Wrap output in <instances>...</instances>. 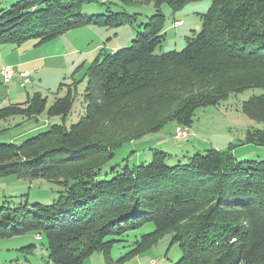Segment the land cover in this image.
Returning a JSON list of instances; mask_svg holds the SVG:
<instances>
[{
  "label": "trees",
  "instance_id": "obj_1",
  "mask_svg": "<svg viewBox=\"0 0 264 264\" xmlns=\"http://www.w3.org/2000/svg\"><path fill=\"white\" fill-rule=\"evenodd\" d=\"M93 1L15 0L0 9V44L20 46L35 39L41 45L76 28L136 21L137 13L110 8L83 14V6ZM121 1L153 2L158 12L129 47L102 48L89 64L77 122L66 124L78 97L75 82L50 105L35 92L25 102L0 108L5 121L44 113L62 119L21 143H0V177L45 178L65 187L51 204L0 205V237L43 233L55 264H82L95 252L120 264L167 234L182 252L174 264H264V160H238L230 146L169 165L166 151L151 148L150 162L114 166L112 178H99L126 144L172 122L190 128L198 108L264 88V0H212L201 15L202 29L187 37L182 50L163 53L157 52L166 36L162 4L178 11L198 0ZM242 111L264 121V94L245 100ZM249 143L264 146V129H249L237 145ZM146 222L155 229L113 260L112 248L123 239L110 237Z\"/></svg>",
  "mask_w": 264,
  "mask_h": 264
},
{
  "label": "rangeland",
  "instance_id": "obj_2",
  "mask_svg": "<svg viewBox=\"0 0 264 264\" xmlns=\"http://www.w3.org/2000/svg\"><path fill=\"white\" fill-rule=\"evenodd\" d=\"M15 0H1L0 9L10 6ZM212 4V0H198L188 2L178 11H173L168 3L161 6V11L166 16L165 41L157 49L158 53L172 50H182L187 43V37L198 33L202 29L201 15ZM113 12L137 13L133 24L120 26H84L69 30L60 37L44 44L36 45L35 39H30L20 46L0 44V69L4 65H12L17 71H28L29 82L22 85L23 79L13 78L6 84L0 74V89L8 86L12 93L10 100L19 103L28 100L35 92H40L47 97L48 105L56 98L66 94L68 86L73 82L77 85L78 97L72 113L68 116L66 124L70 126L79 120L82 113L81 96L87 84L85 77L89 64L96 58L102 48L114 51L119 48L129 47L136 38L138 31L143 30V25L150 17L158 12L155 3L126 4L121 0H95L82 8L83 14H99ZM183 20L182 25L175 26V21ZM30 59L31 62L18 66V60ZM36 58V59H34ZM24 68H27L24 70ZM64 83L61 89L60 85ZM7 90V89H6ZM5 90V91H6ZM264 94V88H251L239 94H232L230 98L217 106L200 107L196 110L194 123L186 130V137L177 139L176 123L167 124L160 132L150 134L135 143L126 144L118 149L115 157L104 166L100 179L113 177L114 166L120 170L128 163L131 167L141 163H148L153 158L151 148L166 151L169 156L166 162L174 165L187 161V155L196 152L206 153L209 148L226 150L233 146V153L238 160H264V146L258 147L255 153L247 148L248 144L237 145L245 140L249 129H264V121H255L242 111V103L255 95ZM0 97V107L9 105V99ZM16 103V102H15ZM40 121L16 116L9 121L0 120V143H21L24 140L48 130L52 124L61 123L62 119L51 118L46 113L40 115ZM53 119V120H52ZM49 120L51 124L45 125ZM176 127V128H175ZM175 138L166 145L155 142L162 138ZM257 145V144H256ZM250 147V146H249ZM250 151V152H249ZM247 158V159H246ZM108 173V174H107ZM65 187L60 183L45 178H20L16 175L0 177V205L16 206L28 202L51 204L56 201ZM155 229L152 222L128 231L123 236L110 238L123 239L114 244L112 259L118 260L129 252L134 242L141 235ZM41 236V239L38 238ZM34 248L29 251V245ZM0 255L6 259L4 264H55L49 259L47 238L43 233L28 232L10 238L0 237ZM182 256L178 244L172 243V234L164 236L160 242L144 252L124 260L120 264H174ZM82 264H109L102 252H95Z\"/></svg>",
  "mask_w": 264,
  "mask_h": 264
},
{
  "label": "crops",
  "instance_id": "obj_3",
  "mask_svg": "<svg viewBox=\"0 0 264 264\" xmlns=\"http://www.w3.org/2000/svg\"><path fill=\"white\" fill-rule=\"evenodd\" d=\"M34 59H36V58H34ZM29 62H31V60L30 59H20V60H18V66H20V65H24L25 66V64H27V63H29ZM10 65V64H9ZM5 66V65H4ZM3 67V66H2ZM2 67H1V69H2ZM1 69H0V74H1ZM27 68H24V70H26ZM23 71V70H22ZM18 72H21V71H18ZM2 75V74H1ZM2 78H3V76H1ZM3 83L4 84H6L7 85V83L4 81V78H3ZM7 89V90H6ZM6 90V91H5ZM12 95V93L11 92H9V89H8V86H6V88L5 89H0V97H4L3 98V100H5V98L6 99H9V102H10V104L11 103H19L18 101H12V100H10V96ZM2 107H4V106H2ZM1 108V107H0ZM55 118H58V117H53V119H55ZM22 119H23V121H25L27 118H23L22 117ZM40 119H41V117H37V118H33V119H30V120H35V121H40ZM52 119V120H53ZM51 120V121H52ZM51 121L49 120V122L47 121L46 123H45V125H50L51 124ZM6 122V121H5ZM176 128V127H175ZM171 140H175V138H172V139H170V138H168V137H166V138H162L161 139V141H158V142H155V146L157 145V143H159L160 145H166V144H168ZM180 140V139H179ZM245 145V144H244ZM248 147L247 148H249L250 149V151H251V153H255L254 151L255 150H257L258 149V147H256V146H258V145H256V144H254V143H249L248 145H247ZM250 146V147H249ZM249 151V152H250ZM247 159V158H246ZM5 257L4 256H2L1 257V255H0V264H4V261H5Z\"/></svg>",
  "mask_w": 264,
  "mask_h": 264
},
{
  "label": "built area",
  "instance_id": "obj_4",
  "mask_svg": "<svg viewBox=\"0 0 264 264\" xmlns=\"http://www.w3.org/2000/svg\"><path fill=\"white\" fill-rule=\"evenodd\" d=\"M183 23V21H177L175 23V25H181ZM1 74L4 78V81L7 83V82H10L13 78H21L23 79V83L22 85L24 86L27 82H29V77H30V74L28 71H21V72H18L14 66L12 65H5L2 67L1 69ZM186 130L185 128H182V127H177L176 129V133H175V137L177 139H182V138H185L187 133H186ZM39 239H41V236H38Z\"/></svg>",
  "mask_w": 264,
  "mask_h": 264
}]
</instances>
